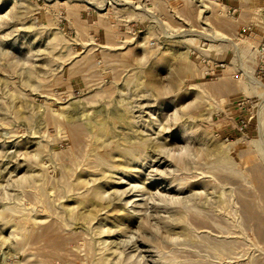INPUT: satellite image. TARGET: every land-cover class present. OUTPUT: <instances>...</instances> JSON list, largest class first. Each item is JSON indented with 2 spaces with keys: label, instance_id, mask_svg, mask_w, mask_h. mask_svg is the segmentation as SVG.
Wrapping results in <instances>:
<instances>
[{
  "label": "rangeland",
  "instance_id": "374dc122",
  "mask_svg": "<svg viewBox=\"0 0 264 264\" xmlns=\"http://www.w3.org/2000/svg\"><path fill=\"white\" fill-rule=\"evenodd\" d=\"M261 41L264 0H0V264H264Z\"/></svg>",
  "mask_w": 264,
  "mask_h": 264
},
{
  "label": "bare ground",
  "instance_id": "6f19581e",
  "mask_svg": "<svg viewBox=\"0 0 264 264\" xmlns=\"http://www.w3.org/2000/svg\"><path fill=\"white\" fill-rule=\"evenodd\" d=\"M248 80H249V82L250 83H252L254 86H255V88L256 89H258V90H261L262 92L260 93V97H263L264 98V85H263V83L260 81V80H258V79H256V78H254V77H251V76H248ZM54 110V109H53ZM52 112V111H51ZM50 115H51V113L49 114V117H50ZM55 116H53V115H51V117L50 118H54ZM57 117H58V115H57ZM71 122V121H70ZM83 125V124H82ZM82 125H79V124H75V123H69V128H70V134H71V137H72V140H73V143L75 144L76 142H77V140H78V134L79 133H82L83 132V130H85L86 128H87V125H86V127H83ZM137 131V130H136ZM98 132V131H97ZM99 134H102V131L100 130L99 132H98ZM138 133V132H137ZM96 134V133H95ZM105 134V133H104ZM103 135V134H102ZM100 136V135H99ZM154 140V139H153ZM80 141V140H79ZM155 148V147H154ZM157 153V152H156ZM131 162V161H130ZM64 181V180H63ZM63 184V183H62ZM65 184H66V182H65ZM96 188V187H95ZM131 188V187H130ZM99 189V188H98ZM101 190L99 189V190H95V195L96 196H99V192H100Z\"/></svg>",
  "mask_w": 264,
  "mask_h": 264
},
{
  "label": "built area",
  "instance_id": "2783aa9c",
  "mask_svg": "<svg viewBox=\"0 0 264 264\" xmlns=\"http://www.w3.org/2000/svg\"><path fill=\"white\" fill-rule=\"evenodd\" d=\"M217 1H221V0H217ZM257 58H258V65H259V70L263 73L264 75V41H261L259 46H258V50H257ZM246 127V122L244 121V119H242L240 121V130H243Z\"/></svg>",
  "mask_w": 264,
  "mask_h": 264
},
{
  "label": "crops",
  "instance_id": "0c3cea01",
  "mask_svg": "<svg viewBox=\"0 0 264 264\" xmlns=\"http://www.w3.org/2000/svg\"><path fill=\"white\" fill-rule=\"evenodd\" d=\"M241 4L238 3L237 6L239 7ZM247 13L245 11H242V12H239V18H240V21L243 23L246 21V18H247Z\"/></svg>",
  "mask_w": 264,
  "mask_h": 264
}]
</instances>
